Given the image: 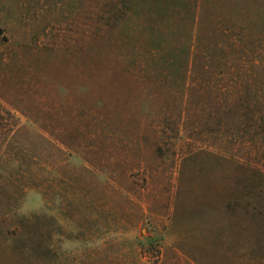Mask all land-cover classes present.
<instances>
[{
  "label": "rangeland",
  "instance_id": "374dc122",
  "mask_svg": "<svg viewBox=\"0 0 264 264\" xmlns=\"http://www.w3.org/2000/svg\"><path fill=\"white\" fill-rule=\"evenodd\" d=\"M0 264H264V0H0Z\"/></svg>",
  "mask_w": 264,
  "mask_h": 264
}]
</instances>
